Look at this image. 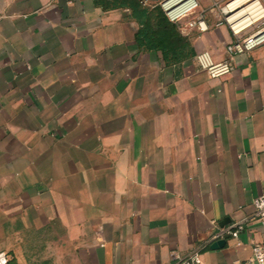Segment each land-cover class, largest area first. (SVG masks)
<instances>
[{
  "label": "crops",
  "instance_id": "obj_1",
  "mask_svg": "<svg viewBox=\"0 0 264 264\" xmlns=\"http://www.w3.org/2000/svg\"><path fill=\"white\" fill-rule=\"evenodd\" d=\"M164 1L0 0L8 264H172L212 222L252 216L264 192V43L210 78L195 57L227 59L228 0H196L173 22L185 39L173 51L139 42L142 8ZM199 13L206 32L186 26ZM226 241L200 264L248 260L264 220Z\"/></svg>",
  "mask_w": 264,
  "mask_h": 264
},
{
  "label": "built area",
  "instance_id": "obj_2",
  "mask_svg": "<svg viewBox=\"0 0 264 264\" xmlns=\"http://www.w3.org/2000/svg\"><path fill=\"white\" fill-rule=\"evenodd\" d=\"M231 0L223 8H221V18L219 24H227L235 40L226 48L227 59L223 61H215L209 51H203L196 55L195 61L200 70L204 71L210 78L218 79L230 75L233 71V59L236 55L250 51L260 44L264 43V2L263 0H248L242 7H246L253 2H262L263 10L260 15L239 28L234 24L236 21L232 19L242 9L241 6L230 7ZM164 11L168 18L174 23H179L182 19L196 13V8L199 6L196 0H165L162 3ZM237 19V18H236ZM191 29L200 32H206L210 29L204 13H199L194 19H191L186 24ZM248 32L246 36H242L243 32ZM253 214L234 224L223 223L218 226L216 222H212V227L215 231L210 235L208 241L201 244L197 248L191 250L183 256L177 254L172 255V264H200L201 254L208 250L211 244L218 240H227L229 238L237 239L239 234L245 230V224L250 220H264V192L254 198L252 202ZM9 259L5 253H0V264H8ZM231 264H264V242L253 243L252 256L246 261L235 260Z\"/></svg>",
  "mask_w": 264,
  "mask_h": 264
},
{
  "label": "trees",
  "instance_id": "obj_3",
  "mask_svg": "<svg viewBox=\"0 0 264 264\" xmlns=\"http://www.w3.org/2000/svg\"><path fill=\"white\" fill-rule=\"evenodd\" d=\"M143 25L139 32V42L151 48H161L164 51H173L185 39L181 37L177 26L169 21L165 11L157 6L152 10H141Z\"/></svg>",
  "mask_w": 264,
  "mask_h": 264
},
{
  "label": "bare ground",
  "instance_id": "obj_4",
  "mask_svg": "<svg viewBox=\"0 0 264 264\" xmlns=\"http://www.w3.org/2000/svg\"><path fill=\"white\" fill-rule=\"evenodd\" d=\"M247 1L248 0H233L230 7L233 8L238 5L242 7L244 6L243 4ZM262 10V2H253L251 4H248L246 7H242V9L232 19H235L236 22L234 24L236 25V27L241 28L256 19L260 15Z\"/></svg>",
  "mask_w": 264,
  "mask_h": 264
},
{
  "label": "water",
  "instance_id": "obj_5",
  "mask_svg": "<svg viewBox=\"0 0 264 264\" xmlns=\"http://www.w3.org/2000/svg\"><path fill=\"white\" fill-rule=\"evenodd\" d=\"M226 242L227 241L225 239L218 240V241L214 242L213 244H211L210 248L213 250L223 248L226 245Z\"/></svg>",
  "mask_w": 264,
  "mask_h": 264
},
{
  "label": "rangeland",
  "instance_id": "obj_6",
  "mask_svg": "<svg viewBox=\"0 0 264 264\" xmlns=\"http://www.w3.org/2000/svg\"><path fill=\"white\" fill-rule=\"evenodd\" d=\"M231 0H228L227 2H225V4L221 7L223 8L227 3H229ZM171 23H173V21L169 20ZM190 45L188 43H184L182 44L181 48L185 51L184 54H186V51L189 49Z\"/></svg>",
  "mask_w": 264,
  "mask_h": 264
}]
</instances>
